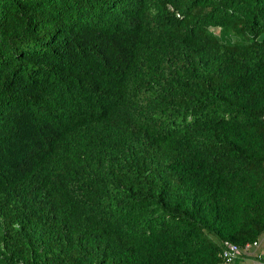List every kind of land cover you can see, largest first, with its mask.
Instances as JSON below:
<instances>
[{"label":"trees","instance_id":"trees-1","mask_svg":"<svg viewBox=\"0 0 264 264\" xmlns=\"http://www.w3.org/2000/svg\"><path fill=\"white\" fill-rule=\"evenodd\" d=\"M263 234L264 0H0V264Z\"/></svg>","mask_w":264,"mask_h":264},{"label":"built area","instance_id":"built-area-1","mask_svg":"<svg viewBox=\"0 0 264 264\" xmlns=\"http://www.w3.org/2000/svg\"><path fill=\"white\" fill-rule=\"evenodd\" d=\"M262 241L264 240L260 237L251 243H246L244 246H240L225 240L222 245L223 264H233L234 261L240 257V255L259 257L261 254H256L254 251L260 246ZM257 263L258 262H256V264Z\"/></svg>","mask_w":264,"mask_h":264},{"label":"rangeland","instance_id":"rangeland-1","mask_svg":"<svg viewBox=\"0 0 264 264\" xmlns=\"http://www.w3.org/2000/svg\"><path fill=\"white\" fill-rule=\"evenodd\" d=\"M214 32L218 33L219 28H214ZM262 240H264V234L261 237ZM256 254L264 255V241L261 242L260 246L254 251ZM255 263V262H254ZM256 264V263H255ZM257 264H260L259 262Z\"/></svg>","mask_w":264,"mask_h":264},{"label":"crops","instance_id":"crops-1","mask_svg":"<svg viewBox=\"0 0 264 264\" xmlns=\"http://www.w3.org/2000/svg\"><path fill=\"white\" fill-rule=\"evenodd\" d=\"M255 258L256 257H253V256H251V257H247V258H245L244 260H243V262H241L242 264H249V263H251V262H253V261H255ZM241 259H239V261H240Z\"/></svg>","mask_w":264,"mask_h":264}]
</instances>
